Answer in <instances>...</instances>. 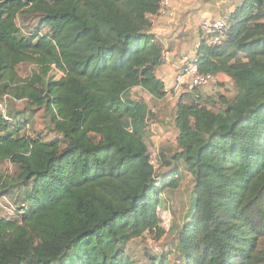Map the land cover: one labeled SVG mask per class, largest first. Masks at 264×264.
Here are the masks:
<instances>
[{
	"label": "trees",
	"instance_id": "16d2710c",
	"mask_svg": "<svg viewBox=\"0 0 264 264\" xmlns=\"http://www.w3.org/2000/svg\"><path fill=\"white\" fill-rule=\"evenodd\" d=\"M159 10L160 0H0V101L43 110L60 138L2 117L0 164L11 159L15 173L0 171V188L20 191L29 210L0 217V264H134L132 239L167 232L161 196L178 188L182 165L194 199L175 264H264V0H242L222 43L202 37L199 71L222 86L227 75L237 92L181 95L177 152L159 157L163 174L145 141L149 104L129 98L138 86L155 99L167 93L156 73L164 46L151 31ZM20 15L51 33L21 34ZM23 63L35 66L27 78ZM153 259L168 264L165 254Z\"/></svg>",
	"mask_w": 264,
	"mask_h": 264
},
{
	"label": "rangeland",
	"instance_id": "374dc122",
	"mask_svg": "<svg viewBox=\"0 0 264 264\" xmlns=\"http://www.w3.org/2000/svg\"><path fill=\"white\" fill-rule=\"evenodd\" d=\"M202 10L206 8L208 11L218 12L221 11V15H230L235 8L241 4L242 0H202ZM215 13V12H214ZM218 15L217 17L221 16ZM18 25L21 34L30 35L33 33H40L47 35L51 33L49 27L39 28V19L35 16L20 15L18 18ZM35 71V66L31 63H23L18 66L17 73L21 78H27ZM50 75L55 79H59L55 74V70L50 72ZM232 80L225 82L222 86L219 83H213L212 88H190L185 86L179 90L169 92L167 96L161 99H155L148 92L141 87H134L129 92V98L134 101H145L149 104L150 109H154L155 112H150L147 128L145 134V141L149 149V153L154 160V164L159 169V173L163 174L162 168L158 163L159 157L164 154L167 157H172L177 152V129L174 125L173 114L179 96L184 94L186 100L193 101L197 96H190L191 92L200 95H211L217 97L218 94H226L230 98H233L236 94V88L231 85ZM170 87V86H168ZM209 96L210 98H213ZM4 97V96H3ZM201 97V96H200ZM2 97H0L1 99ZM202 98V97H201ZM205 98V97H204ZM189 101V102H191ZM212 107H217L215 103H210ZM6 111L10 120H28L26 125L28 134L32 136H41L43 139L51 141L60 139L59 136L52 130V125L49 117L44 116L43 110H35V108H27L26 102L16 103L11 99H8L6 105ZM3 114L0 113V126L3 120ZM5 120V119H4ZM25 128V131H26ZM1 132V131H0ZM92 138L95 141L99 140V135L92 133ZM165 170V169H164ZM0 171L7 173L8 179L14 178L15 167L8 171L5 163L0 164ZM182 178L178 188L172 189L167 187L162 194L163 204L160 205L159 210L162 215H167L168 223L162 222L167 227V232L161 239H157L154 232H147L142 237L132 239L126 246L127 252L131 261L134 264H158L153 259L154 257H160L162 254L167 255L168 264H175L181 262L179 251L177 250L178 235L183 226L191 216L193 209L194 199V178L182 165ZM0 194H6L13 199L22 201L23 196L18 190H3L0 188ZM29 204V203H28ZM6 215V213H4ZM0 210V217L4 216ZM7 216V215H6ZM11 220L19 221L22 217H13ZM159 248V249H158Z\"/></svg>",
	"mask_w": 264,
	"mask_h": 264
},
{
	"label": "crops",
	"instance_id": "0c3cea01",
	"mask_svg": "<svg viewBox=\"0 0 264 264\" xmlns=\"http://www.w3.org/2000/svg\"><path fill=\"white\" fill-rule=\"evenodd\" d=\"M202 2V0H172L169 7L171 15L157 14L151 17V31L164 46L162 64L156 73L165 83L167 92L165 96L174 91V79L180 66V59L184 55L197 54V48L202 39L199 28L201 20L207 16L221 15L222 10L218 15L215 9L213 12L206 8L202 10ZM219 78L226 82L231 80L225 74H220ZM208 87L212 88L211 85Z\"/></svg>",
	"mask_w": 264,
	"mask_h": 264
},
{
	"label": "built area",
	"instance_id": "2783aa9c",
	"mask_svg": "<svg viewBox=\"0 0 264 264\" xmlns=\"http://www.w3.org/2000/svg\"><path fill=\"white\" fill-rule=\"evenodd\" d=\"M172 0H160V10L158 14L161 15H171V12L169 11V7ZM229 18L230 15L223 14L219 17L214 16H207L204 17L200 22V32L202 33V37L206 39V41L209 44H220L227 36V31L229 28ZM55 70V74L59 79L64 76L63 71L60 69H57L55 65L52 66V71ZM216 81V77L211 73H202L199 71L198 67V59L197 56H189L184 55L180 59V66L179 69L175 75L174 79V91L179 90L185 86H188L192 89L194 88H203L208 87L212 83ZM9 99L8 95H5L3 99L0 101V113L3 114L5 119H9V116L6 111V103ZM16 103H21L23 100H17L12 99ZM151 112H155L154 109H150ZM131 130V129H130ZM26 132L28 133L29 130L26 128ZM152 162L154 163V160L151 156ZM6 169L8 171V167L12 169L15 167L14 162L11 159H7L5 162ZM9 172V171H8ZM7 172V173H8ZM6 173V174H7ZM0 210L1 213L4 214V216L7 219L13 218V217H22L24 216L28 210H29V204L26 201H19L16 199L11 198L10 196L4 194L0 196ZM161 219L162 222L166 221L168 223L167 215H162ZM162 227H164L166 230L167 227L161 223ZM159 249V248H158Z\"/></svg>",
	"mask_w": 264,
	"mask_h": 264
},
{
	"label": "clouds",
	"instance_id": "9594fccd",
	"mask_svg": "<svg viewBox=\"0 0 264 264\" xmlns=\"http://www.w3.org/2000/svg\"><path fill=\"white\" fill-rule=\"evenodd\" d=\"M56 67V66H55ZM57 68V67H56ZM58 69V68H57ZM51 71H52V69H51ZM62 78V77H61Z\"/></svg>",
	"mask_w": 264,
	"mask_h": 264
}]
</instances>
